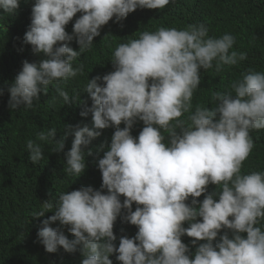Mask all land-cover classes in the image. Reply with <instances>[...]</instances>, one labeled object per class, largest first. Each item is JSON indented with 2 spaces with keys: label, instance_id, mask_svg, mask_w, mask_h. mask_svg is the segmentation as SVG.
Segmentation results:
<instances>
[{
  "label": "clouds",
  "instance_id": "obj_1",
  "mask_svg": "<svg viewBox=\"0 0 264 264\" xmlns=\"http://www.w3.org/2000/svg\"><path fill=\"white\" fill-rule=\"evenodd\" d=\"M170 2L174 0H34L23 42L40 59L23 62L7 89L9 109H32L49 86L56 93L53 99L61 98L64 106L76 102L79 94L70 97L62 84L84 74V64L74 62L92 49L102 27L113 18L125 20L138 8L160 10ZM19 5L20 0H0L6 14L16 13ZM77 13L81 15L69 34L66 25ZM73 40L79 51L69 46ZM235 43L236 36L228 32L210 36L201 22L144 31L113 50L109 61L114 71L88 79L83 89L92 104L80 115L91 113V127L64 129V138L74 139L63 171L76 178L87 168L92 141L101 130L115 129L97 163L102 184L99 190L81 187L42 203L45 210L33 218L54 213L37 231L46 252L79 250L81 264H113V254L120 264H264L260 160L254 159L251 172H242L255 147L250 133L264 130V71L249 69L231 81L229 90L213 92L211 109L193 105L201 69L220 73L247 59L246 52L233 50ZM138 120L144 127L134 137ZM56 134L50 128L27 140L32 165L44 159L42 142H54L53 151H63V139L57 141ZM103 148L101 144L97 151ZM210 184L216 186L211 193ZM118 218L138 231L132 238L121 236L117 247L113 229ZM185 235L192 238L190 246Z\"/></svg>",
  "mask_w": 264,
  "mask_h": 264
},
{
  "label": "trees",
  "instance_id": "obj_2",
  "mask_svg": "<svg viewBox=\"0 0 264 264\" xmlns=\"http://www.w3.org/2000/svg\"><path fill=\"white\" fill-rule=\"evenodd\" d=\"M33 3L34 0H20L18 10L11 15L0 9V90L3 91L0 94V264H81L83 257L79 250L67 253L61 248L57 253L46 252L38 240L37 231L42 226L41 221L54 213L46 212L38 218H33V214L44 211L42 203L51 199L54 201L61 192L87 186L100 189L102 174L97 163L111 142L115 131L112 127L101 130V136L92 141L89 147L93 149V154L86 155L87 168L81 176H68L63 171L65 153L70 150L74 139L72 135L64 138L66 125H92L91 113L87 117L80 115L85 106L91 107L92 104L88 94L83 92L87 80L114 71L109 61L113 50L121 43L138 38L141 32H154L160 27L183 29L188 24L202 22L209 28L210 36L220 37L225 32L235 35L233 50L247 53L246 60L226 67L220 73L213 69H201V84L194 92L193 105L201 103L211 109L213 92L229 90L231 81L249 69L264 71V0H174L160 10L138 8L121 22H114L113 18L102 27L101 35L94 38L92 49L74 62L84 64V74L62 84L70 97L79 94L76 102L64 106L61 98L53 99L56 93L54 87L49 86L48 93H41L40 101L32 109L12 111L8 107V87L25 60L35 62L40 59L32 53L31 46L23 42L31 22ZM80 15L77 13L66 25L69 34ZM69 46L79 51L75 40L69 42ZM143 127V122L138 120L131 134L138 137ZM50 128L57 129L55 139H63L64 149L54 152V142H42L44 159L32 165L26 142L37 139L38 132H46ZM250 135L255 147L249 160L243 162L242 172L252 171L254 159L261 162L258 171H264V130H253ZM101 144L104 145L103 150L97 151ZM215 189V185L208 186L209 193ZM123 199L121 196V202ZM197 199L202 201L204 194ZM190 201L191 198L188 203ZM135 208L134 203L133 211ZM50 226L55 228L58 222ZM184 226L188 227V224ZM261 226L264 227V221ZM62 230L70 240L74 239L67 227ZM113 231L118 247L121 236L132 238L138 229L118 218ZM185 237L190 246L192 238ZM190 253H195L194 247L190 248ZM115 257L116 254L110 257L113 264H120Z\"/></svg>",
  "mask_w": 264,
  "mask_h": 264
}]
</instances>
